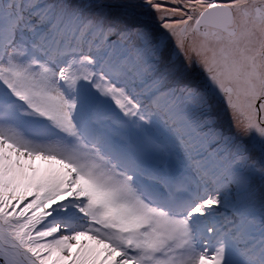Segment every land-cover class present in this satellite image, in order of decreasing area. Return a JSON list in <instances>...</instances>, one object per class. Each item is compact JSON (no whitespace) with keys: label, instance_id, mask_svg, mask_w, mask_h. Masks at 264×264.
<instances>
[{"label":"snow or ice","instance_id":"1","mask_svg":"<svg viewBox=\"0 0 264 264\" xmlns=\"http://www.w3.org/2000/svg\"><path fill=\"white\" fill-rule=\"evenodd\" d=\"M0 264H264V0H0Z\"/></svg>","mask_w":264,"mask_h":264},{"label":"rangeland","instance_id":"2","mask_svg":"<svg viewBox=\"0 0 264 264\" xmlns=\"http://www.w3.org/2000/svg\"><path fill=\"white\" fill-rule=\"evenodd\" d=\"M162 1V0H160ZM73 3L79 5V3L76 1V0H72ZM93 5L100 2V0H93ZM104 3H122V2H125V0H103ZM137 2H139V0H137ZM166 6H169V5H166ZM170 7V6H169ZM94 12L96 11L95 8H93ZM143 11H147V9H144ZM117 14H118V10L117 9H113L111 10V15L110 17L108 18L110 21H113V22H118L122 27L126 25V22H128V24L132 23L133 21L131 19H125V18H121V19H117ZM145 19H148L149 17H144ZM195 77V78H200L201 79V83L200 84H193V83H190V79H188V77ZM184 83L186 84H189V85H194V86H197V87H202V88H208V83L206 81V78L204 76V74L201 72V70L199 68H196L195 70H190L188 73L185 74L184 76ZM213 112L215 114V117H216V127L218 129H222L224 131L225 134H230V133H235L236 132V129H233L232 127L226 125V124H220V121H219V118H218V113H217V108L214 107V104H213ZM178 159H174L172 161L173 163V167L170 168V172L173 173V174H178V173H181V172H184V171H190L191 170L187 167V165H184V166H181L179 163H178ZM34 167V169H36L37 173L40 174V175H44L46 173H49V172H52L54 171L53 170V167H54V163L53 162H56V161H50L48 162L47 160L45 159H42L40 157H36L34 159H32L30 161ZM193 175V174H192ZM147 178V177H146ZM145 178V179H146ZM192 178V176H191ZM155 181V180H154ZM196 187L195 184H192ZM254 187H255V192H256V195H261V182L259 180V177L256 178V180L254 181ZM225 210V209H224ZM230 210H225L222 212L224 218L225 216H227L229 219H231V215L228 214ZM84 241L81 240V243H83ZM76 243L73 242V248H72V251L75 252L76 251Z\"/></svg>","mask_w":264,"mask_h":264},{"label":"bare ground","instance_id":"3","mask_svg":"<svg viewBox=\"0 0 264 264\" xmlns=\"http://www.w3.org/2000/svg\"><path fill=\"white\" fill-rule=\"evenodd\" d=\"M79 5L83 6V5H89V4H93V0H76ZM161 3H165V0L160 1ZM171 6V4H166ZM86 11H91L94 12L93 8L92 9H86ZM110 17V15L108 16V18ZM129 21L126 22V24H128ZM182 57L180 58V60L182 61ZM198 67H194L191 70H195ZM188 79H190V83L193 84H200L201 79L200 78H195V77H188ZM214 107L217 108V113H218V118L220 121V124H226L230 127H232L233 129H235V127H233V122L231 119V116L229 114V111L227 110L225 104L223 103V101L219 98V97H215L214 98ZM57 169H54V171ZM260 195H257V197H259Z\"/></svg>","mask_w":264,"mask_h":264},{"label":"trees","instance_id":"4","mask_svg":"<svg viewBox=\"0 0 264 264\" xmlns=\"http://www.w3.org/2000/svg\"><path fill=\"white\" fill-rule=\"evenodd\" d=\"M222 209H224V208H222V207H221V209H220V210H222Z\"/></svg>","mask_w":264,"mask_h":264}]
</instances>
